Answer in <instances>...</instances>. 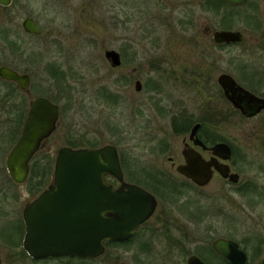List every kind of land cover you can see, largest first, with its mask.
Listing matches in <instances>:
<instances>
[{
    "label": "rangeland",
    "instance_id": "obj_1",
    "mask_svg": "<svg viewBox=\"0 0 264 264\" xmlns=\"http://www.w3.org/2000/svg\"><path fill=\"white\" fill-rule=\"evenodd\" d=\"M29 1L35 4L36 0ZM59 3L49 7L43 25L46 29L49 27L47 31L54 39L59 36L60 47L45 43L48 36L44 35L31 39L17 57L4 56V61L31 76V94L23 96L26 109L21 114L20 127L26 118L29 100L34 96L53 99L60 112L56 129L31 160L27 180L15 184L6 171L5 158L18 138L19 126L15 127L14 114H8L0 106L2 264L79 263L76 259H32L23 254L21 209L48 182L59 148L89 147V142L96 147L111 144L118 150L126 181L143 185L149 180L147 173L161 174V170L179 184L183 179L174 168L171 170L166 158L174 156L176 164L183 161L180 154L184 140L189 142L190 126L195 121H206L210 113L209 100L215 96L211 90L216 89L218 74L229 70L242 77L248 67H259L256 56L250 55V52L255 54L250 51L254 47L250 39L245 41L247 45L226 49L225 44L213 40L215 30L225 29L224 5L217 9L213 4L210 8L205 0H60ZM245 25L243 18L234 17L232 29L245 32ZM246 35L254 37L251 31H246ZM108 49L121 54V66L115 68L109 64L104 57ZM51 62L58 65L59 68L55 67L62 76L48 71ZM136 81L141 83L139 91L135 89ZM233 110L225 102V124L212 129L206 125L215 140L224 138L232 145V169L240 175L237 184L225 180V237L246 246L248 264H261L264 257V112L246 118ZM175 116L178 122L184 118L189 122L186 132H174ZM47 160L51 162L48 167ZM222 186L223 182L215 178L207 188L200 189L203 193L185 192L186 197L192 198L187 207L197 202L210 204L198 195L211 194V191L217 195ZM13 226L18 229V235ZM222 232L220 228L218 233ZM198 236L204 237L203 231ZM201 239L196 242L203 243ZM140 244V241L109 244L98 258L81 264L152 261L167 264L159 251L163 243L155 240L145 253L138 251Z\"/></svg>",
    "mask_w": 264,
    "mask_h": 264
},
{
    "label": "water",
    "instance_id": "obj_2",
    "mask_svg": "<svg viewBox=\"0 0 264 264\" xmlns=\"http://www.w3.org/2000/svg\"><path fill=\"white\" fill-rule=\"evenodd\" d=\"M9 1L0 0L4 4ZM220 1L237 4L243 0ZM25 27L38 32L32 24L26 23ZM213 40L216 43L238 41L239 33L215 30ZM104 57L111 66L121 63L119 53L113 49L105 50ZM0 76L16 81L23 90L29 85L27 74H19L6 66L0 67ZM217 81L233 106L244 113L243 100L255 104L249 114L264 109V98L237 85L230 75L221 73ZM135 89H141L140 81L135 82ZM58 114L59 106L49 99L35 97L32 100L22 133L5 161L8 175L14 182L21 184L27 178L29 161L56 128ZM198 126H193L190 138L194 137ZM211 149L215 155L225 159V167L215 164L216 169L230 182H238L239 175L231 172L228 165L232 155L230 146L226 142L216 143ZM183 154L185 164L179 165L177 170L198 185L206 184L211 175V162L204 161L191 149H184ZM107 176L119 182L118 188H113L106 181ZM155 206L156 200L150 192L124 180L118 150L114 145L63 146L56 153L51 184L23 209L25 233L22 247L33 259L74 255L95 258L104 253L105 241L128 239L139 224L151 216ZM213 247L232 264L247 263L245 253L231 240H215ZM188 264L203 263L191 256Z\"/></svg>",
    "mask_w": 264,
    "mask_h": 264
},
{
    "label": "flooded vegetation",
    "instance_id": "obj_3",
    "mask_svg": "<svg viewBox=\"0 0 264 264\" xmlns=\"http://www.w3.org/2000/svg\"><path fill=\"white\" fill-rule=\"evenodd\" d=\"M59 1L60 0H36L35 4L31 3L29 0H10L8 4H4L0 2V57L2 58V61L0 62V67L6 66L19 74H27L29 76V85L24 90L21 89V87L16 81L5 79L0 76V106L4 107V110L8 114L11 113L14 114V118H15L14 121L16 124L15 127L19 126L18 138L22 133V129L24 125L23 122L22 127H20L21 113L23 110L25 111L26 109V101L23 98V96L25 94L28 95L31 94L30 93L31 76L26 71H20L16 66H14L13 63L4 61V56L10 55L17 57L19 54H21L22 50H24V48H26L29 45L31 39L40 38L41 36L44 35L48 36L47 40H44L45 43L46 41H48V43L51 44L53 43L60 47L62 42L59 40V36H57V38L54 39L51 33L50 32L48 33L47 31L49 27L46 29L45 28L46 26L43 25L44 16L46 12L50 9L49 7L51 5L52 6L59 5L60 4ZM205 1L207 7L208 6L210 8L213 7L212 0H205ZM237 15L240 16V18H243L246 23L245 32L244 30L232 29V21H234V17ZM24 23L32 24L35 28L38 29V32L26 29ZM225 31L238 32L239 40L230 41V42L225 41V43H217V44H225V49H226L227 47L235 46L239 44L247 45L245 41H247V39H250V42L252 41L254 43V47H252L250 51H255V54L250 52V55L256 56V59L259 63V67L258 66L248 67L247 70H245L242 77L239 76V74H233L228 72L229 70H225V72L223 73L230 75L237 83V85L241 86L243 89L249 91L250 93H252L257 97L264 98V92L262 90L260 91V89H262L261 87L264 88V0H243L242 2L237 4L229 3L225 1ZM246 31L253 32L254 37L252 35L247 36ZM244 47H246V49L248 50L247 46ZM119 55H120L121 63L118 66H113L115 68L121 66V64L123 63L122 56L120 53ZM55 66L57 67L58 65L53 64V62L49 63L47 66L48 71L51 74L53 73L52 75H54V72H56V76H60V75L62 76L63 73L59 69H57L59 67L56 68ZM57 73L60 75H58ZM220 74H218V76ZM218 76L216 77V82H217L215 84L216 89L211 90L215 96L213 99L209 100L210 113L206 121L204 122L195 121L190 126V131L194 125L199 124L196 134L194 135L193 138H190L188 136L189 142H186L185 140L183 142L184 146L181 149V154H180L181 159L183 161L176 164L174 156L168 155L166 158V161L170 163L171 170L174 168L176 173L179 176H181L183 180L180 181L179 184L176 183L174 180L171 181V177L161 170H160L161 174H159L158 171L152 172L150 174L147 173L146 177L149 180L148 182L145 180L144 181L145 184L143 185H140L135 181H133L134 183L128 182L124 178L126 182L136 184L142 187L143 189H145L146 191L150 192L156 200V206L151 216L148 217L144 222L139 224L136 231L128 239L124 241H112V240L105 241L104 242L105 249L108 243L110 242L114 244L116 243L122 244L128 242L131 243L132 241L133 242L140 241L141 242L139 246L140 250L138 251L145 253V252H149L150 248H148V246L151 245L156 240L158 243L159 242L163 243L159 251L162 252L161 254L162 261H164L167 264H188V259L191 256L197 257L203 264H232L227 258H225L223 254L218 252L213 247V242L215 240L227 239L235 242L238 245L239 250L243 251L247 257L246 264L249 263L248 254L245 251L247 250L246 246L240 241H236L234 239L225 237V180L226 181L229 180L225 178V176H223L215 167V164L217 166L225 167V159L220 155H215L213 153V150L211 149L216 143H225V139L221 138L220 140H215L213 136H211V134L208 133L210 131L207 130L206 125L207 124L209 125L208 129L210 128L212 129L218 124H225V119L227 118V116L225 117V102L234 108L233 110L234 112L246 118H251L260 115L262 112H264V109H261L255 114H249L253 108L252 106H255V104L253 102L250 103L248 100L242 101V104L245 107V111H246L245 113L241 109L233 106L231 101L227 98L226 94L224 93L223 88L219 85L217 81ZM206 79L208 81L210 80L209 77H207ZM210 84H211V80H210ZM35 97H45L50 101H52L53 103H55L53 99L48 98L46 96H42V95L34 96L29 100L27 112L30 108L32 100ZM58 118H59V114H58ZM190 131H189V135H190ZM50 135L41 143L39 149L42 147L44 142L50 137ZM226 143L230 146L232 151L231 159L228 161L230 171L237 173L233 171L232 169L233 167L231 164V160L233 157V147L229 142ZM184 149L194 150L196 153L200 155L201 159L207 162H211L210 164L211 175H210V179L206 184L198 185L197 183L192 181L190 178L185 177L177 170V167L179 165L185 164V157L183 154ZM31 160L29 161L28 176L31 169ZM54 162H55V158H54ZM161 165L162 164L160 163V166ZM53 169H54V164H53ZM53 169L48 178V182L42 188H40V190L36 192L33 198L29 202H27L24 205V207L21 209L20 212L21 218L19 224H20V230L21 227L24 225L23 236L25 233V224L23 221V209L25 208L26 205H28L30 202L36 199L43 191H45L49 187V185L52 182ZM237 174L239 175V173ZM155 175H157L160 178V180L153 183V180L150 178L151 176H155ZM27 178L25 179V181L27 180ZM215 178H218L223 182L222 188H220L216 192L217 195L212 194V191L211 194L210 193L206 194L204 192V194L198 195L199 199L205 198L206 199L205 202H209L210 204H206L205 206L201 202H197L187 207L192 201V198L186 197L185 192L194 191L197 194L203 193V191H200V189L203 190L207 188L209 186V183ZM239 179H240V175H239ZM106 181L111 183L113 188L115 189L118 188L119 186V182L111 176H107ZM158 182L159 183L165 182L166 184H158ZM238 182L236 183L230 182V183L237 184ZM14 183L18 184L16 182ZM174 206H178L179 209L175 208ZM209 207L210 209H208ZM183 214L186 217H184ZM219 220L220 222H218ZM219 224H221V227L218 226ZM200 226H203L202 230L198 229V227ZM220 228L223 230L222 233H218ZM13 231L17 233L18 229L14 227ZM202 231L204 237L201 236L199 237L198 235H200ZM200 238H202L201 242L203 243L196 242V240ZM184 256L186 257L184 261H182L181 257ZM98 257L82 258V257H78L77 255H74V256H60V257H47V258L66 259V260L76 259L79 262L78 264H81V263H86V261L96 259ZM263 260L264 257L262 259L261 264L263 263ZM147 263L152 264L153 261L151 263L149 262ZM153 264H157V261L154 262Z\"/></svg>",
    "mask_w": 264,
    "mask_h": 264
},
{
    "label": "trees",
    "instance_id": "obj_4",
    "mask_svg": "<svg viewBox=\"0 0 264 264\" xmlns=\"http://www.w3.org/2000/svg\"><path fill=\"white\" fill-rule=\"evenodd\" d=\"M212 3L215 5V7L218 9L221 5L223 6H225V3L224 2H222V1H220V0H212ZM225 27V26H224ZM24 110L22 111V113L21 114H24ZM177 117L175 116V117H173V129H174V132L175 133H183V132H186L187 130H188V121L187 120H185V118L184 119H179V122L177 121ZM191 124V123H190ZM189 124V125H190ZM88 146L89 147H96L97 145L95 144V143H92V142H89L88 143ZM47 167L49 166V164L51 163V162H49L48 160H47ZM150 179H152L153 180V183H155L156 181H159L160 180V178L157 176V175H155V176H151V178ZM158 184H166L165 182H158ZM254 189V191H255V188H253ZM109 244H112V242H110V243H108V245ZM116 244H119V243H116ZM23 254L25 255V256H27V254H26V252L25 251H23ZM86 262H88V261H86Z\"/></svg>",
    "mask_w": 264,
    "mask_h": 264
}]
</instances>
